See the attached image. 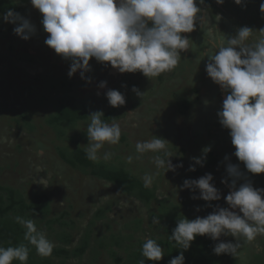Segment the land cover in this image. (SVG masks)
<instances>
[{
  "label": "clouds",
  "instance_id": "1",
  "mask_svg": "<svg viewBox=\"0 0 264 264\" xmlns=\"http://www.w3.org/2000/svg\"><path fill=\"white\" fill-rule=\"evenodd\" d=\"M224 0H216L223 4ZM237 5L242 0H233ZM31 5L42 14L43 30L49 34L44 43L64 60L71 61L67 75L71 78L78 69L81 78L90 71L89 61L107 63L120 73L141 72L145 77H157L173 70L180 62V53L189 47V38L182 33L194 31L197 22L204 21L197 0H30ZM200 4L204 0H199ZM264 13V2L260 5ZM219 17V16H217ZM220 19V17H219ZM3 20L17 26L13 33L23 40H28L35 33V26L19 13L8 10ZM253 29L240 27L235 36L228 38L226 44L216 47L214 54L208 57L206 73L226 93L222 108L217 113L218 121L229 130L231 144L235 148L233 155L241 162L247 172L264 173V38L254 44L247 41ZM264 32V29L259 30ZM106 81H101L104 88ZM132 91L141 95L133 86ZM110 106L118 107L126 103L125 96L118 90L110 89L106 93ZM103 113L90 114L87 124L88 146L87 158L99 162L98 155L105 144L116 145L120 141L119 123L104 122ZM167 140L153 137L150 140L137 142L136 151L140 154L152 152L156 155L153 161L157 168L175 172L182 164L173 165L168 152ZM210 146L202 149L206 154ZM111 154L105 152L104 160ZM195 164L203 166V158H192ZM227 159V157H226ZM132 157H128L131 162ZM190 171L195 168L190 165ZM227 174L232 178L230 191L224 197L228 208L216 207L206 217L189 220L181 215L170 239L187 250L197 235H207L217 240L221 235L243 237L251 242L258 235H264V189L254 188L251 182H244L237 187L242 173L237 165L229 164ZM42 169L37 168V173ZM164 172V174H165ZM144 187H150L153 177L145 174ZM211 173L199 179H185L182 189L199 190V197L205 202L221 199L220 191L210 183ZM44 188L48 184L47 176L37 181ZM222 183L227 181L222 180ZM231 209V210H230ZM235 209L239 210L238 214ZM26 227L25 239L35 246L37 254L51 256L55 247L46 235L38 231L34 220L16 218ZM239 243L220 242L213 248L216 255L230 254L235 256ZM164 255L163 248L154 239H147L142 245V256L145 260L160 261ZM29 258V249L25 245L17 247H0V264H12L19 260L21 264ZM169 264H184L181 252L169 261Z\"/></svg>",
  "mask_w": 264,
  "mask_h": 264
},
{
  "label": "rangeland",
  "instance_id": "2",
  "mask_svg": "<svg viewBox=\"0 0 264 264\" xmlns=\"http://www.w3.org/2000/svg\"><path fill=\"white\" fill-rule=\"evenodd\" d=\"M24 1L27 3V0H13L15 5H23ZM262 2H264V0H242V4L237 5L233 0H224L223 4H217L216 0H211L208 4L210 5L208 9L210 13L208 14L205 10H201V15L205 19L196 24V27H199L198 31L200 33L196 36L192 32L181 34L182 36L188 37L190 40L188 49L183 51L180 62L178 63V73L163 83L156 81L151 82L152 77L147 78L141 72L137 77L132 76L130 78L131 81H134L135 79V82L142 88L143 93L141 94L144 98L142 99L143 102L136 108L125 112V116L121 120L116 121L120 125L121 134H126L127 139L119 141L118 144L114 145V150H110L109 148L105 149L107 147L101 149L98 155L103 157L104 153L107 152L110 154L112 153L111 155L114 156L121 154L126 159L132 157L131 162H129L132 166L131 168L137 169L142 177L145 174L152 175L153 181H156L159 185V188L157 189L159 199H166L167 202H172L173 199V201L178 202L181 199L186 200V197L187 199H190L192 196L199 197L198 189L189 190L181 188L183 184L182 178L185 177V179L188 180L201 178L191 174L187 175L190 171V165L194 168L197 166V164L194 165L195 161L192 158H200L204 147L209 145H212L213 147L215 145V150L218 148L223 155L221 158L222 165L217 168H202V171L205 174L211 173L213 176V174L221 173L222 175L219 176V180H225L230 185L232 179L227 174V166L229 164L237 165L242 173V181L246 180V182H251L254 188L264 189V185L261 186V183H256L250 180L248 176L250 173L247 172L244 163L239 161L233 155L235 148L231 144V141H226V144H223V146L217 141V137L224 136L223 132L225 133L226 131L227 133L226 128L221 126L217 118V113L222 108V106L219 105H222L223 100L226 98V93L218 84L214 83L206 73V65L209 63L208 57L214 54V51L216 50L214 46L218 47L221 44H226L227 39L235 36L240 27L247 26L254 30L252 36L247 41L250 45L254 44L257 40L264 38L262 37L264 36V32L259 31L264 29V13L260 11V5ZM244 7L248 8L246 12L240 10ZM33 8L34 7L32 6V10ZM34 10L36 13L37 9L34 8ZM254 12L256 14L253 16ZM39 15L40 20H42V14L40 13ZM217 16H219L220 19ZM33 18H38V16H33L32 19ZM34 21L35 20L32 21V24ZM40 25L41 26L36 28V30H38L44 37H40L39 43L40 45H46L44 43L47 38L46 32L43 30L41 23ZM12 38L13 37H11V39ZM16 39L18 40L19 37L16 36ZM28 43L30 46L25 43L26 51L29 48H33V40H29ZM6 44L4 43V39L0 40V49L1 51L4 50V56L0 63H2L4 67L11 68L18 63L15 60L16 57L13 55V52L6 48ZM39 49L38 45L35 44L33 51L37 52ZM54 54L55 56H58L55 52ZM62 61V63H57L54 59V63H51V59L46 58L42 67L39 66V62L36 65H27L28 75L24 73L22 77H16L14 81L22 80V85H30L34 82V84L36 83L35 86L38 87L41 83L46 82L48 78L54 82H59L64 81L65 77H68L69 79H77L80 77V84L75 88V91L79 97H86L88 93L85 92L84 89L87 90L88 88H86L85 83L92 84L93 79L91 80L88 78L85 80V73L84 78H81L80 69H78L70 78L67 73L70 69L69 63H71V61L64 59H62ZM65 63L68 64L65 65ZM89 64L90 67L96 66L94 60H90ZM98 64L99 69H102V65L100 63ZM126 74L128 75L131 73L118 72L110 75L104 88L99 87L100 82H94L95 84H98L99 95L106 98L105 93L108 90H116L117 87H120L117 83L123 84L124 82H127L125 78ZM56 75H59V77ZM35 77H39V80H34ZM100 77H102V75H97V78ZM122 77H124V79L120 80L121 82L115 81ZM2 81L6 84V81L3 79ZM198 81H201V83L197 84ZM202 85H208L210 87L205 86V88H203V95L210 94L212 90V96H215V98L218 97L217 99L219 103L214 101L213 104L215 105L210 107L206 105L209 100H202V102L198 103V106H195L193 110L189 112L187 118L184 119L180 117L176 111L174 100L171 96L172 92L183 91L187 97L193 99L196 94L200 96ZM194 88L198 90V93L193 91ZM21 92L22 93L17 95L15 92H11L8 89L0 90V111L5 109L7 105L18 107L21 106V104L26 103L24 90ZM120 92L125 96L126 102L129 101L128 104H133L138 98V95L133 93L131 88L125 87L123 90L121 89ZM218 92L220 93V96H216ZM96 95L98 94L96 93ZM18 98L20 99V102H18ZM25 106L26 105H24V107ZM10 114L8 113L7 116L2 115L0 117V166L4 167V171L0 176L2 182H6L16 187L31 184L33 189L42 187L34 181L47 176L48 184H50L47 188L51 187L54 192L52 202L53 216H58L61 211L68 209L69 214L66 219H74L79 227L78 230H73L75 237L79 236L82 228L92 216L93 211L109 200L112 201V204L107 211V218L103 220L102 224L99 223V225L97 224L95 227V229L102 234L103 239L111 232H117L120 229H122V233L124 234L130 233L129 229L125 228L123 225L126 223L127 225L136 226L138 221H140V218L143 219L142 226H147L149 223L156 226V231L154 233V230L150 231V235H153L154 238L158 237L157 228L161 226V222L164 219H160L159 216L152 217L150 214L153 211L155 212V210L143 205L137 197L121 195L113 184L95 178L93 179L88 176L83 177L82 174L72 171L66 164L58 159L55 153L54 156L52 155L53 149L52 144L49 141V134L40 133L38 135L36 132L31 134L23 130L21 132L14 126L15 123L11 121L12 116ZM204 115L209 116V122H207L206 125L209 127L210 134H205L203 139L199 136L201 135L200 133L199 135H194L193 128V131L190 130V128L192 124H195V119L204 118ZM213 116L215 119H212ZM27 120L29 119H26V121ZM202 124H204V121ZM50 130L52 133H55L57 137L65 134L66 140L69 139V136L71 135L70 132L64 131L62 126L56 127L52 124ZM189 134L200 140L194 142V138ZM203 134L204 133H202V135ZM36 135H38V137ZM153 137L167 140L170 143L167 146L169 153L173 154L170 157L171 163L173 165L182 164L183 166L177 167L175 172H165V168H157L155 165L153 157L156 154L152 152L140 154L136 151L137 142L147 141ZM17 142L24 144V147L22 148L23 151H20L21 148L16 150L15 145ZM227 156L228 160H226ZM37 168L42 169V172L37 173ZM210 183L214 185L215 181ZM223 184L224 188L221 190V193L228 194L231 190L230 186L227 188L225 187V183ZM221 204L216 205L215 208L222 206L223 208H226L227 203L225 199ZM71 205L73 206L70 208ZM165 206L166 204L162 203V206H160L159 209ZM237 213L239 214V211H237ZM208 214L209 213L207 212H202V210H197L194 214L189 212V215H195V217H193L194 219L198 216L206 217ZM39 225L40 224H38V226ZM67 228L69 227L67 226ZM148 235L149 234L143 236L145 240L149 238ZM261 236L262 235H258L256 238L261 239ZM233 239H235V237L231 235H221L217 240L220 242H228ZM125 242L128 244L132 242L133 245L123 249L121 253L124 257L122 260L123 263L118 264H128L131 259L129 254L138 249V245L132 240L129 239ZM110 247L111 246L109 245L106 247V252H108L106 257L100 255L96 256L94 252L90 254L87 253L83 257L81 263H114L117 252L114 249L111 250ZM257 261V258H254L252 264H261L257 263ZM71 263L75 264V262ZM240 264H242V258Z\"/></svg>",
  "mask_w": 264,
  "mask_h": 264
},
{
  "label": "trees",
  "instance_id": "3",
  "mask_svg": "<svg viewBox=\"0 0 264 264\" xmlns=\"http://www.w3.org/2000/svg\"><path fill=\"white\" fill-rule=\"evenodd\" d=\"M204 2L208 5L211 0H204ZM10 9L23 17L28 12L26 7H17L14 9L13 3L9 0H0L1 15L4 16ZM247 9V7H244L240 10L246 12ZM254 14L256 13L254 12L253 16ZM12 27V25L4 26L0 24V37L4 38L7 33L13 32ZM6 48L13 52L18 49V45L13 41L8 42ZM18 57L20 61H24L28 58V54L21 51ZM29 61L32 62L33 58L29 57ZM177 67L178 65L173 69V72L162 73L161 77L155 80L163 83L171 79L175 75V72H178ZM77 85V83H73L66 78L64 81L59 82H54L48 78L46 82L39 85L40 89L38 93H34V86L33 88L31 86L26 87L27 95L31 94L32 88L34 99L27 102V106L20 109L19 113L15 115L16 117L13 116V113H9L15 119V123H17L15 127L20 131L23 130L31 134L36 132L37 134L45 126L51 128L53 124L56 127L62 126L64 131L70 132L71 135L66 140L65 134L57 137L51 131L52 141L54 142L52 149L55 155L72 171L113 184L121 195L137 197L143 205L155 210L150 215L152 217L159 216L160 219H164L162 222L160 221L161 226L157 228L158 237L154 238L153 235H150V231L154 230L153 233L156 231V226H153L152 223L147 224V226H142L143 219L140 218L136 226L127 225L126 223L123 225L129 229L130 233L124 234L122 233V229H120L117 232H111L103 239L102 234L95 227L99 223L102 224L103 220L107 218L106 214L112 204L111 200L104 202V204L98 206L93 211L92 216L82 228L79 236L75 237L73 230H78L79 227L74 219H66L69 214L68 209L61 211L58 216H53L52 202L54 192L51 187H49L50 190L49 188L44 189L42 187L32 189L33 186L31 184L16 187L0 180V247H17L19 245L28 247L29 258L25 264H72L71 262L82 264L81 261L87 253L94 252L96 256L106 257L108 255L106 247L109 245L111 246V250L114 249L117 252L115 262L110 264H118L123 263L122 260L124 257L121 255L123 249L133 245L132 242L130 244L125 242L130 239L138 245V249L129 254L131 259L128 264H140V261L145 259L142 256L143 243L147 239H154L162 246L164 255L160 261L145 260L144 264H169V261L181 252L184 255V264H240L241 258L237 254L235 256L230 254H214L213 248L219 241L212 240L207 235H197L187 250H183L179 244H176L170 239V235L176 227L177 221L182 218L181 215L189 220H194L189 215V211L197 206L194 200L190 199L189 202H167L166 199H159V193L157 191L159 185L156 181H152L150 187H144L142 176L138 173L139 171L135 168L132 169L128 158H124L121 154L116 156L111 155L108 160H104L101 157L99 162H93L87 158V124L91 119L90 114L101 111L103 113L101 119L111 124L121 120L125 116L126 106L124 107L123 105L114 108L108 103L106 109H100L93 103H86L85 99H80L75 91ZM133 86L138 89L139 93H143L142 88L137 83L128 85L131 89ZM193 91L198 93V90L195 88ZM196 95L197 100H194L187 97L183 91L172 92L171 96L180 117L187 118L193 105L197 101L198 103L200 102L199 95ZM142 99H144L143 95H138L137 100L133 104L128 105L127 108H136L143 102ZM7 114L6 108L0 111V117L2 115L7 116ZM26 119L29 120L26 121ZM126 139V134H121L120 141ZM217 141L221 144V139ZM214 146L212 147L210 145L211 150L204 158V166L206 167L213 166L220 159V153H217ZM23 147L24 144L20 142H17L15 145L16 150L21 148L20 151H23ZM104 147L110 150H114L113 148H115L114 145L109 144ZM3 171L4 167L0 166V176ZM196 172L199 171L196 170ZM255 175L260 178L264 177V173ZM241 183L239 181L238 184ZM162 203L166 204V206L159 209ZM18 216L24 220H34L38 231L44 233L47 239L54 243L55 247L51 256L42 257L37 254L35 246L31 245L25 239L27 229L17 221L16 218ZM38 224L40 225L38 226ZM146 234H149V238L146 237L147 239L145 240L143 236H146ZM259 259L260 257L257 258V262L264 264V261ZM253 262L254 259H252L251 264ZM12 264H21V262L19 260H13Z\"/></svg>",
  "mask_w": 264,
  "mask_h": 264
},
{
  "label": "flooded vegetation",
  "instance_id": "4",
  "mask_svg": "<svg viewBox=\"0 0 264 264\" xmlns=\"http://www.w3.org/2000/svg\"><path fill=\"white\" fill-rule=\"evenodd\" d=\"M10 2H12L13 3V5H14V9H16L17 7H21V5H15V3L13 2V0H9ZM23 5L25 6V5H27V7H28V12H27V14H26V16L24 17V18H26V19H28L31 23H32V21L33 20H35L34 21V26H35V33L33 34V35H31V37L28 39V40H23V39H21L20 37H19V39L17 40L16 39V36L17 35H15L13 32H9V33H7V35L4 37V38H2V37H0V40L1 39H4V43L6 44V42L8 43V42H14V43H16L17 45H18V49L16 50V51H13V55L16 57L15 58V60L17 61V65L16 66H13V67H11V68H8V67H4V65H2V63H0V67L2 68V72H1V76H0V82H2V79L4 80V81H6V83L7 82H9L10 80H12V81H14L15 80V78L16 77H19V76H21L22 77V75L25 73V74H27L28 75V73H27V65H36L38 62H39V66H41L42 67V65L44 64V60L46 59V58H50L51 59V63H54V59L56 60V62L57 63H62L63 61H62V58L58 55V56H55V54H54V50L53 49H50L48 46H46V45H40V43H39V41H40V37H44V36H42V34L38 31V30H36V28H38L39 26H41L40 25V23H41V20H40V12L38 11V10H36V13H35V10H34V8H33V10H32V5H31V3H30V0H27V3H26V1H24V3H23ZM197 6L198 7H200L201 8V10H205L208 14L210 13V11L208 10L209 9V6L210 5H207L205 2L203 3V4H200L199 3V0H197ZM23 7V6H22ZM33 12H34V14H33ZM36 15L38 16V18H33L32 19V17L33 16H35L36 17ZM39 21H40V23H39ZM198 23V22H197ZM196 23V24H197ZM0 24H2V25H4V26H13L12 27V29L15 27V26H17V25H15V24H12V23H7V22H5L4 20H3V15H1L0 14ZM198 29H199V27H195V29H194V31L192 32L193 34H195V36L198 34V33H200L199 31H198ZM207 33V32H206ZM49 34H47L46 33V36H48ZM11 37H13L12 39H11ZM29 40H33V48H34V45L35 44H37L38 45V47L40 48L37 52L36 51H33V48H29L27 51L25 50V45L27 44V45H29L30 46V44L28 43V41ZM26 43V44H25ZM4 47V46H3ZM21 51H23V52H26L27 54H28V58H26V60H24V61H20V58L18 57V54H20V52ZM183 51H185V50H183ZM183 51H181V53H180V56L182 55V53H183ZM3 53H4V50L3 51H1V49H0V61H1V59H3ZM29 57H32L33 58V61L30 63V61H29ZM90 60H94L95 62H96V66H91L90 67V71H88V72H86L85 73V75H86V78H85V80L86 79H93L92 80V84H89V83H85V86H86V88H88L87 90L86 89H84L85 90V92H87L88 93V95L86 96V97H82L83 99H85V102L87 103V102H90V103H93L94 105H96V107H98V108H100V109H106V107H107V104H108V101H107V99L106 98H104V96H101V95H99L100 93H99V90H98V84H95L94 82H97L98 81V83L99 82H101V81H106V83H107V80H108V78H109V76L110 75H113V74H115V73H118L119 71L117 70V69H114V68H112L110 65H108L106 62L104 63V64H102V63H100V62H97L96 60H95V58H92V59H90ZM64 62H66V61H64ZM94 63V62H93ZM98 63H100L101 65H102V69H99V67H98ZM68 63H65V65H67ZM70 64V63H69ZM93 65V64H92ZM177 69H178V67H177ZM109 72V73H108ZM170 72H173V70H171ZM112 73V74H111ZM140 72L139 71H137V72H135V73H131V74H126V81L127 82H124L123 84H121V83H117V84H119V86L120 87H117V89L116 90H119V91H121V89L123 90V88H129L128 87V85L129 84H131V83H135L136 84V82H135V79H134V81H131L130 80V78L132 77V76H138V74H139ZM176 73H178L177 71L175 72V74ZM97 75H102V77H100V78H97ZM52 76H54V75H52ZM57 76V75H56ZM57 77H59V75L57 76ZM65 77V76H64ZM64 77H62V78H64ZM161 77V75H159V76H157V77H152L151 78V82L153 81L154 82V80L155 79H159ZM61 78V79H62ZM66 79H68L69 80V78L68 77H65ZM122 79H124V77H122V78H119V79H116L115 81H117V82H121L120 80H122ZM154 79V80H153ZM34 80H39V77H35V79ZM157 80H155L156 82H158ZM76 81L78 82L77 84H80V77H78L77 79H76ZM71 82H73V83H75L74 82V80L73 79H71ZM199 83H201V81L199 82L198 81V83L197 84H199ZM122 86H121V85ZM36 85V83L34 84V82L33 83H31L30 85L29 84H25V85H22V87L21 88H19L16 92V94L18 95L19 93H22L21 91L22 90H24V95H25V98H26V103H23V104H21V106H18V107H11V105H7L6 106V111L8 112V113H13V116L14 117H16L15 115H17L18 113H19V110L20 109H22V108H25L27 105V102H30V101H32L33 99H34V97H33V92H32V88H33V86H34V93H38V91H39V85H38V87H36L35 86ZM138 85V84H137ZM29 86H31L32 88H31V94H29V95H27L26 94V91H27V88L26 87H29ZM89 86V87H88ZM115 86H116V84H115ZM199 86V85H198ZM205 86L207 87L208 85H202L201 86V89H200V96H198V97H201L200 99V102H202V100H205V99H207V100H209V102H207L206 103V105H208V106H214L215 104H213V102L215 101L216 103H219V101H218V97L217 98H215V96H212V94H211V92H212V90H211V92H210V94H207V95H203L204 94V92H203V88H205ZM209 87V86H208ZM210 88V87H209ZM3 88H1L0 90H2ZM96 93L98 94V95H96ZM133 93H135V92H133ZM220 96V93L218 92L217 93V95L216 96ZM89 96V97H88ZM195 97L193 98L194 100H197V95H194ZM19 99V98H18ZM80 99H81V97H80ZM192 99V98H191ZM106 100V101H105ZM18 102H20V99L18 100ZM129 102V101H128ZM128 102H126L125 104H124V107L126 108V112L128 111V110H132V109H128L127 107H128V105H131V104H128ZM24 105H26L25 107H24ZM195 106H198V101H197V103L196 104H194L193 105V107L191 108V110H193V108L195 107ZM219 106H222V105H219ZM190 110V111H191ZM208 115H209V113H208ZM6 116V115H5ZM209 116H206V115H204V118L202 117L201 119H195V124H192V126H191V128H190V130H192V128H193V130H194V135H199V133L201 134V135H199L200 137H202L203 139H204V135L206 134H210V131H209V127L206 125V123L207 122H209V118H208ZM218 118V117H217ZM212 119H215L214 118V116H213V118ZM11 121H13L14 123H15V119L12 117V120ZM204 121V124H202V122ZM193 123V122H192ZM15 124H17V123H15ZM15 126V125H14ZM202 129V130H201ZM192 130V131H193ZM21 132H22V130H21ZM189 132V131H188ZM43 134V133H45V134H49V136H50V138H49V141L51 142V144H52V147H53V144H54V142L52 141V136H51V130H50V127H48V126H45V128L43 129H41L40 131H38L37 132V134L39 135V134ZM202 133H204L203 135H202ZM223 134H224V136L222 137H217V135H216V137H217V139H223L222 141H221V145L223 146V144H226V141L228 142V141H231V138H230V135H229V130L227 129V133H226V131H225V133L223 132ZM38 135H36L37 137H38ZM191 137L193 136V135H191V134H189ZM192 138H194V142L195 141H198V140H200V139H196L195 137H192ZM224 139H225V141H224ZM105 146H108V144L106 143L105 144ZM210 146V145H209ZM219 146V145H218ZM222 146H221V149H222ZM105 148V147H104ZM105 149H108V148H105ZM217 150V153L219 152L220 153V159H219V161H218V163H216V164H214L213 166H211V167H206V166H204V158H205V154L202 152V154H201V157L200 158H203V166H201V165H199V164H197V166L195 167V170L194 171H189V173L187 174V175H189V174H191V175H195V176H197V177H202V176H204L205 175V173L202 171V168H217L218 166H220V165H222V163H221V158L223 157V155H222V153H221V150H218V148H216ZM52 155L54 156V150H53V152H52ZM227 158H228V156H227ZM59 159V158H58ZM57 159V160H58ZM60 160V159H59ZM226 160H228V159H226ZM61 161V160H60ZM62 162V161H61ZM194 165H195V163H194ZM196 170H198L199 172H196ZM222 174L221 173H219V174H213V180L211 181V182H213V181H215V184H214V186L220 191V193H221V190L224 188V184L221 182V180H219V176H221ZM82 176L83 177H87L86 175H84V174H82ZM249 176V178H250V180L251 181H254V182H258V183H261L260 185L262 186V185H264V177H262V178H260L259 176H257V175H255V174H252V173H250V175H248ZM88 177H91V178H93L92 176H88ZM187 177V176H186ZM231 178V177H230ZM94 179V178H93ZM232 179V178H231ZM242 179V178H241ZM238 180L237 181V187H239V185L240 184H238L239 183V181H241L242 183H244V182H246V180L244 181H242V180ZM185 180V177H183L182 178V181H184ZM247 182H249V181H247ZM223 184V185H222ZM228 185V186H227ZM253 185V184H252ZM230 185L227 183H225V187H229ZM120 193V192H119ZM171 195V194H170ZM227 194L226 193H221V199L220 200H218V201H211V202H205V201H203L202 199H199V198H197V199H192V198H190V199H192V200H194L196 203H197V206L194 208V209H192V210H190L189 212H192L193 214L197 211V210H202V212H207V213H212L214 210H215V206L216 205H220L221 204V202L224 200V197L226 196ZM172 196V195H171ZM190 199H187V197H186V200H183V199H181L180 201H185V202H189V200ZM262 199H264V196H262ZM172 201H173V199H172ZM180 201H178V202H180ZM174 202H176V201H174ZM219 202V203H218ZM218 203V204H217ZM222 205V204H221ZM223 207V206H222ZM229 206L228 205H226V208H228ZM233 211H239V210H233ZM239 214H241L242 215V213H239ZM192 217H195V215H192ZM228 241V240H227ZM228 242H231V243H233V244H235V243H239V245H240V247L237 249V255H239L238 257L239 258H242V264H250L251 263V261H252V259H254V258H258V257H260V260H263L264 261V250H263V247H264V235H262L261 236V239L260 238H256L255 239V241L252 243V241L251 242H248V241H246L243 237H237V238H235V239H233V240H230V241H228ZM219 243H220V241H219ZM240 263H241V261H240ZM258 263V262H257Z\"/></svg>",
  "mask_w": 264,
  "mask_h": 264
},
{
  "label": "crops",
  "instance_id": "5",
  "mask_svg": "<svg viewBox=\"0 0 264 264\" xmlns=\"http://www.w3.org/2000/svg\"><path fill=\"white\" fill-rule=\"evenodd\" d=\"M26 7L27 9H28V7H27V5H21V7ZM29 11V10H28ZM1 72H2V68L0 67V76H1ZM70 81H71V79H69ZM74 80V82L75 83H78L77 81H76V79H73ZM22 80H16V82L15 81H12V80H10L9 82H7L6 84L5 83H3V81L2 82H0V89L1 88H3L4 90H10L11 92H15V93H17L16 91L19 89V88H21L22 87ZM78 86V85H77Z\"/></svg>",
  "mask_w": 264,
  "mask_h": 264
}]
</instances>
